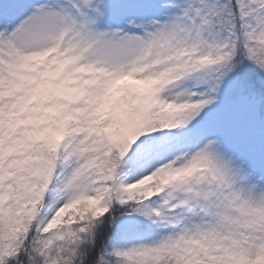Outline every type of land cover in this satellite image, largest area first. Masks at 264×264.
Here are the masks:
<instances>
[{
  "label": "snow or ice",
  "instance_id": "1",
  "mask_svg": "<svg viewBox=\"0 0 264 264\" xmlns=\"http://www.w3.org/2000/svg\"><path fill=\"white\" fill-rule=\"evenodd\" d=\"M0 264H264V0H0Z\"/></svg>",
  "mask_w": 264,
  "mask_h": 264
}]
</instances>
